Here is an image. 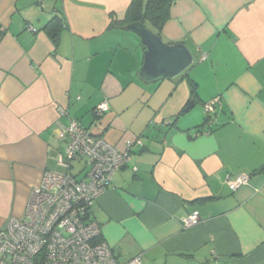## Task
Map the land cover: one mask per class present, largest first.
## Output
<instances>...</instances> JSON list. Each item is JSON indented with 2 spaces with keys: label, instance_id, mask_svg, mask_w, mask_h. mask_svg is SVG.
<instances>
[{
  "label": "crops",
  "instance_id": "1",
  "mask_svg": "<svg viewBox=\"0 0 264 264\" xmlns=\"http://www.w3.org/2000/svg\"><path fill=\"white\" fill-rule=\"evenodd\" d=\"M131 2L0 0V230L24 217L44 171H63L75 119L119 150L142 142L91 209L119 264H264V0H176L158 35L196 63L155 83L138 76L139 37L108 29ZM54 16L57 45L43 29ZM238 175L249 182L231 191ZM192 214L198 223L184 227Z\"/></svg>",
  "mask_w": 264,
  "mask_h": 264
},
{
  "label": "built area",
  "instance_id": "2",
  "mask_svg": "<svg viewBox=\"0 0 264 264\" xmlns=\"http://www.w3.org/2000/svg\"><path fill=\"white\" fill-rule=\"evenodd\" d=\"M205 58L203 55L201 60ZM219 105V98L204 104L209 126ZM108 110V102H101L93 109L94 119L98 121ZM59 113L65 111L59 109ZM62 137L66 146L58 165L63 171H44L29 193L24 217L9 219L0 230V264H119L99 239L100 227L92 220L91 209L128 162L133 147L142 144L141 139L126 141L119 150L75 119L69 120ZM74 164H82L76 173ZM248 182L247 175L226 180L231 191ZM198 221V215L192 214L182 224L190 227ZM123 264H141V259Z\"/></svg>",
  "mask_w": 264,
  "mask_h": 264
},
{
  "label": "water",
  "instance_id": "3",
  "mask_svg": "<svg viewBox=\"0 0 264 264\" xmlns=\"http://www.w3.org/2000/svg\"><path fill=\"white\" fill-rule=\"evenodd\" d=\"M121 29L137 35L145 47L143 63L138 72L139 78L145 82L155 83L175 78L193 63V56L187 46L183 43H164L159 35L140 22L129 23ZM192 107L193 102H190L183 113H187Z\"/></svg>",
  "mask_w": 264,
  "mask_h": 264
},
{
  "label": "trees",
  "instance_id": "4",
  "mask_svg": "<svg viewBox=\"0 0 264 264\" xmlns=\"http://www.w3.org/2000/svg\"><path fill=\"white\" fill-rule=\"evenodd\" d=\"M175 1L176 0H132L124 20L122 22H118L111 17L108 29H121L129 23L140 22L146 28H148V26L153 27L156 30V32L153 33L158 35V30L165 22L168 21L170 8ZM43 29L48 33L53 43L57 45L60 32L63 29V19L60 16H54L45 24ZM189 86L191 88V97L196 99L197 94L195 83L193 81H189ZM208 120L209 118L206 115L203 126L209 127Z\"/></svg>",
  "mask_w": 264,
  "mask_h": 264
},
{
  "label": "rangeland",
  "instance_id": "5",
  "mask_svg": "<svg viewBox=\"0 0 264 264\" xmlns=\"http://www.w3.org/2000/svg\"><path fill=\"white\" fill-rule=\"evenodd\" d=\"M194 57V63H196V57ZM199 109V105L196 106L195 109H193V111H191V115H193L194 113L197 112V110ZM203 112L205 113L204 107H203ZM206 116V113H205ZM82 167V164H74L73 165V173H76L78 171V169H80Z\"/></svg>",
  "mask_w": 264,
  "mask_h": 264
}]
</instances>
